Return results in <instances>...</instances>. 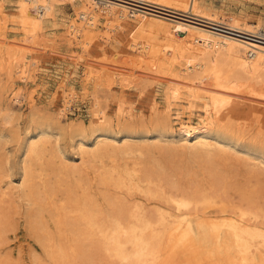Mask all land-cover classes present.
Listing matches in <instances>:
<instances>
[{"label":"bare ground","instance_id":"obj_1","mask_svg":"<svg viewBox=\"0 0 264 264\" xmlns=\"http://www.w3.org/2000/svg\"><path fill=\"white\" fill-rule=\"evenodd\" d=\"M5 1L0 0V40L7 26ZM18 1L24 39L13 41L0 63V125L6 126L13 125L17 116L12 103L27 99L34 105V97L17 90L15 81L28 83L34 77L31 68L37 62L33 61L30 68L27 62L43 50V22L52 16L55 8L68 3L74 7L81 4L79 18L69 23L68 32L70 42H80L85 51L92 44L104 51V45L97 43H107L111 33L121 31L128 24L127 19L133 21L139 17L136 24L145 29L162 20L147 13L169 15L168 10L149 1ZM122 3L127 4L126 9ZM201 11L197 16L196 11L191 16L180 15L182 19L176 25L181 39L177 41L173 35L169 39L172 43L166 48L172 52L167 58L171 78L167 90L170 88L176 97L168 98L162 109L154 101L151 109L153 114L161 110L157 117L159 125L169 124L175 110V118L184 129L179 139L174 136L168 139L162 132H157L153 139L144 134L135 135L137 131L134 132L132 125L135 115L123 107L124 103L116 110L118 121H128L121 125L126 133L123 136L107 130L109 123L98 107L89 129L81 123L64 126L62 117L66 116L74 97L65 94L63 100L69 106L58 113L42 114L32 107L30 123H35L38 130L35 136L26 138L21 178L15 183L4 138L15 139L18 134L14 127L9 133L0 129V138L5 140L0 143V264L9 262L7 256L2 257V246L8 230L17 226L15 214L20 212V201L24 205L26 228L43 253V257H33L35 264H163L182 248L189 255L187 264H264V127L253 137L250 146H242L237 137L249 130V123H244V119L243 124H235L230 115L231 109L264 98V22L228 23L224 16L205 17ZM101 20L104 31L98 34ZM227 26L232 33L226 36L210 30ZM193 36L200 39L199 57L190 61L186 72L179 73L174 69L184 59ZM100 67L94 70L96 74ZM104 80L97 77L95 96L105 85ZM5 94L8 101L4 104ZM202 95L207 96V101L203 103L201 118H206L211 132L207 133L208 137L201 135L190 140L187 128L181 123L183 110H189L192 115ZM95 98L94 105H98L99 98ZM65 136L72 145L71 156L61 145ZM178 149L190 159L187 171L179 172V176L174 172L178 165L167 167L158 157L175 156ZM230 150L247 157L250 169L244 181L237 179L234 168L228 166L230 161L224 156ZM221 161L227 169H222ZM196 163L204 169L206 180L201 183L193 169ZM5 177L11 178L7 185L12 192L2 190ZM197 236L204 238L194 248ZM204 252L209 258H202Z\"/></svg>","mask_w":264,"mask_h":264},{"label":"rangeland","instance_id":"obj_2","mask_svg":"<svg viewBox=\"0 0 264 264\" xmlns=\"http://www.w3.org/2000/svg\"><path fill=\"white\" fill-rule=\"evenodd\" d=\"M135 1H149L155 3L157 6L168 10L169 15H158L153 12L147 13L151 17H157L162 20H160V24L157 23L156 25L150 28L146 27L145 29L139 28L136 24L139 17H135V20L133 21L127 19L126 21L128 24L122 28L121 31L119 30V32H117L118 30H116L114 33H111L112 37L107 43H104L103 41L97 43L104 45L106 49H104V51L96 44L87 47L85 51L81 48L80 42L78 43V41L75 40H71L70 42L71 36L68 32L69 23L75 18H79L77 13L78 10H80L79 7H81V4L74 7L72 4L68 3L64 7L55 8L52 12V16H48L43 22L44 29L41 34L45 44L43 45V50L33 55L34 57L32 56V59L30 58L28 60L29 63L27 62L29 66L28 68H30V64L33 61L37 62L31 68L34 77L28 83L16 79L17 81H15V85L17 90H23L27 96L28 94L32 95L34 97L33 101L35 100L33 106L38 108L42 114L44 112L58 113L61 109L69 106L65 103L63 97L65 94H73L74 97L70 104L71 107L67 109L66 116L62 117V123L64 126L81 123L86 129H89V126L94 119L93 116L95 109L98 107L99 113L102 112L100 114L104 116L105 121L109 123V128L107 127V130L109 132H114L115 134L118 133V136H123L126 133L123 131L121 125L128 121L126 119L118 121L116 110L122 103H124L122 104L123 107L135 115V117L133 116L132 121V125L135 126L134 132L137 131L135 135L138 136L144 134L149 139H153L157 132H162L168 137V139H172V136H174L175 139H179V137L183 135L184 129H182L180 122L175 118V110L171 113V122L165 124L167 125L165 126L164 124L159 125L161 123H159L157 118L160 115L161 110L159 112L157 111V114L155 113V115L153 114L154 111L151 109L154 101H156L159 104L158 107L162 109L167 104L168 98L174 99L176 97L175 93L170 92V88L167 90V86L170 87L169 84L171 82V80H169L171 78L169 76L170 71L168 72L169 63L167 58L168 56L170 57L172 52L166 48L172 43L169 39L173 35L176 36L175 38L177 41L181 39L177 34L179 29L177 30L176 25L182 19L180 15L186 16L187 14H190L188 16H191L197 12V16L202 10L201 12L205 14V17L207 15L211 17V15L215 14L226 17L228 23H231L233 20H240L244 23L256 25L261 23V21L264 22V0ZM18 2V0L5 1L4 14L7 18V26L6 32L2 34L0 40V63L3 61V54H5L7 49L10 48L12 42H19L24 39L19 24ZM123 6L126 9L125 6H127V4H123ZM192 6L194 10H192ZM161 13L168 14L166 12ZM103 22L104 20L100 21L97 31L98 34H101L104 31L102 25ZM197 26L205 28L203 25L197 24ZM228 28L229 26L225 28H211L210 30L215 32L218 36H226L232 33ZM192 38L188 41V48L184 59L177 65V68L174 69L179 73H182L181 71L183 70V72H186L190 65V61L199 57L200 39H197L196 36H193ZM98 66H101L99 68V73H97L99 75L96 74L97 71H94L98 70ZM98 76L105 79V85L102 86L101 90L97 91L96 96H98L99 102L98 105H94V98L96 97L94 92ZM106 77H110L108 78L109 80ZM141 78H146V80H143L147 81V84L145 83L146 85ZM141 82H143L142 87ZM122 84H124V87ZM5 96L2 100L4 104L8 101L7 96ZM206 98L207 96L202 95V100L198 101L197 109L194 110L192 115L189 110H186L187 112L183 110L184 117L183 122L181 123L183 124V127L187 128L188 138L190 140L201 135L208 137L207 133L211 132L209 131L210 128L208 127L209 124H207L206 118H204L205 120L202 119L204 116L202 107L204 106L203 103L207 101ZM176 101H179L177 103L178 105H181L179 104L181 103L180 100ZM64 103L66 105H64ZM12 104L17 112L16 119L14 120L15 123L11 125L12 127L3 124L5 128H2L4 126L0 125V129L5 133H9L10 129L12 130L14 127L18 134V137L15 139L13 137H8L6 134L7 137L4 139L7 141L5 142L6 146L4 148L9 154V162H11V178L15 183H19L21 178L20 163L23 154V145L25 144L27 137L35 136L38 128L35 127V123L32 122L33 126L30 123L29 114L33 106L29 100L25 99L22 103L14 102ZM231 110H233V112L230 113V115L232 114L231 116L233 117L235 124L236 122H238V124L239 122H243L244 119V123H249V130H246L240 138L239 136L237 138L239 139V144L242 146H250L249 144L253 142V137L257 135L261 127H264V98H258L254 102L247 101L241 107ZM240 117L243 118V120H241ZM144 123H146V125ZM0 124H2L1 121ZM262 130L264 132V129ZM5 140L2 138L0 143ZM61 143L68 156H71L73 154V149L69 138L65 136L61 139ZM220 143L222 146L226 145L222 140ZM182 151V149H178L175 156L172 157L167 156L166 158L165 156H158L167 167L170 166L173 168L178 165L179 167L174 171L175 173L178 172V176L181 175L179 172L187 171L186 169L189 167L190 161ZM231 151L232 150L228 152L229 155H227V157L226 155L224 157L228 160L227 162L230 161L228 166L234 168L233 173L235 177L240 181H244L248 173L247 171L250 169L246 162L247 157L242 154H233L235 151L233 153H231ZM220 164L223 166L222 161ZM228 166H223L222 169H227ZM263 168L264 166L262 169ZM193 169L194 171H197L196 180H201L199 183L206 180L203 177L204 169L201 166L196 163L194 164ZM11 178L5 177L2 181L3 192H12L8 190L7 185ZM22 202L23 201H20L18 206L20 212L15 214L17 226L16 228H10L8 230L7 243L5 242L2 246V257L7 256L5 259L9 258L7 259L9 262L6 260L8 262L6 264H35L33 262L35 255L43 257L42 249L37 244L38 242L32 235L30 236L26 228L23 219L24 205ZM194 226H196L195 223ZM200 238L204 237L197 236L194 248H198ZM203 241L205 242L206 240L204 239ZM207 254L208 253L205 255L204 252L202 258H209ZM188 257L189 255H187V252L182 248L181 251L176 253V255L168 256L166 258L167 262L163 264H187L189 263Z\"/></svg>","mask_w":264,"mask_h":264}]
</instances>
